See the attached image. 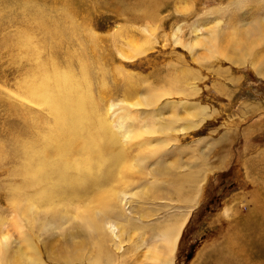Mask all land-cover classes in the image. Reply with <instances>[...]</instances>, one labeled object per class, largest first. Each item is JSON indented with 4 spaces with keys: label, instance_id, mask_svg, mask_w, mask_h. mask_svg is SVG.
Here are the masks:
<instances>
[{
    "label": "rangeland",
    "instance_id": "obj_1",
    "mask_svg": "<svg viewBox=\"0 0 264 264\" xmlns=\"http://www.w3.org/2000/svg\"><path fill=\"white\" fill-rule=\"evenodd\" d=\"M259 30L264 0H0V225L10 235L2 264H27L21 225L37 264H91L95 241L106 242L111 264H153L161 231L188 213L174 264H264ZM65 71L93 99L71 106L73 116L93 115L84 136L103 128L117 139L125 120L133 133L119 149L135 170L120 178L112 164L101 175L71 168L76 184L58 187L52 208L38 201L17 212L18 200L43 188L29 179L30 164H46L54 184L65 170L56 149H70V164L81 154L75 141L56 145L54 113L35 95L45 72ZM149 127L156 133L137 138ZM109 187L124 197L116 208L105 196L104 211L94 196Z\"/></svg>",
    "mask_w": 264,
    "mask_h": 264
},
{
    "label": "bare ground",
    "instance_id": "obj_2",
    "mask_svg": "<svg viewBox=\"0 0 264 264\" xmlns=\"http://www.w3.org/2000/svg\"><path fill=\"white\" fill-rule=\"evenodd\" d=\"M256 34L259 35L264 34V30H259V32ZM56 73L57 72H54V75L51 79L50 77L51 75L45 72L43 78L39 82L36 81L37 83L40 84L36 88L35 91L36 94L34 92L33 93L37 95L38 98L44 102L43 104L50 107V109L54 113L53 117L55 123V130L53 132L56 134V137L54 138V142L56 143V145L61 144V141L65 139L67 142V146L69 145L70 147L71 141H75L74 145L81 144V150H80L81 154L74 162L70 164L69 163L70 149H68L65 145H62L58 147L59 149L58 148L56 149L58 150L57 156L59 157V159L61 158L64 161L63 166L65 170L59 172L60 177L57 178L54 184L47 183V180L50 178V176L46 175V171L48 170V168H46L47 167L46 164L44 165L43 162L40 163L36 162V165H33V163L30 164L27 170L29 179L32 178L33 183H36V185H43V188H41L40 186L41 190L38 191V193L35 194L34 196L29 197L28 200H26L25 202L18 200L16 202L17 204L15 205L17 212L25 208L27 211L31 208L36 209L37 206L36 202L38 201H40V204H44L45 201L48 206L47 208H52L53 204L50 203L49 200H52L55 197L56 189L58 187L60 188L61 186H63L62 184L69 185L71 188H74L76 184V177L74 178L73 176H71L73 178H69L68 175L69 171L67 170L71 168H74L73 170H76L77 173H79L81 170H83L86 167H90L91 169L96 168V172L99 175H101L102 173L100 174V172L104 170V167L109 164L110 165L112 164L116 168V169L114 168L115 170L122 169L118 171L119 173L117 172L118 176L120 175V178H123V176L125 177L124 171L133 173L135 170L134 161H132L131 163H127L129 158L125 154L126 149L124 148L121 150L119 149L121 148V146H123V142H125V140H129L131 138V134L133 133V130L130 131L129 133L126 132L127 134L123 131L125 120H120L119 122V130H118L119 135L117 138L120 139L119 145L117 144V139H115L114 132L113 131L110 132L108 136L106 133H102L103 128L99 129L100 133L88 131L86 134L87 137H85L83 133V130L85 129V122L89 123L90 120L88 119L93 118V115L81 113L82 115L73 116L75 113L73 112L71 106L73 102L74 101L76 102L79 98H86L89 100H93V99L91 98L88 91L80 93L81 90L84 91V85L82 81L74 79L75 77L74 75L67 73L66 71L57 74ZM72 80H74V83L72 82ZM37 96L35 99H37ZM155 97H160V96L157 95L154 96V98ZM79 107L80 109H90L92 107V103L83 102L80 103ZM109 120H110L109 116L106 115V118L104 119V125L112 127L113 122ZM58 126H59V130H58ZM156 131H157L156 129L149 127V128H145L144 130L143 129L140 130V132L138 131L139 133L137 132L136 136L137 138H141L144 135L146 136L153 135L156 133ZM81 137L84 139V141L81 140ZM106 140L107 142L111 143L114 148H117V150L119 149L118 150L119 152L111 151V148H109L110 149V152H108L109 154L107 152H104V150L101 147L102 146L101 142H103L104 144V141ZM82 142H85V144ZM38 154L39 156L41 155L40 153ZM99 194L100 195H98L97 193L94 196V199L98 201H100L101 199L102 202L101 205L103 206L104 211L107 207L108 208L112 207L111 205H106V203L104 202L105 196L108 195L113 197V199L112 198L111 199L116 208L120 207V199L124 197L122 196L120 190H118L117 188L115 189L113 187H109V189H103V190L100 188ZM92 210L94 211L95 207L92 208ZM97 213L100 212L97 211ZM189 214L190 213L183 216L182 217L183 219L181 220L180 223H171V225L168 224L161 231V235H162L161 240H163V244L161 246L155 247L153 249V252H150L151 255L149 258L151 259L153 264H174V256H175L177 244ZM23 219L24 220L26 219V216L24 214H23ZM26 221L27 223H30L29 219H27ZM34 222L35 221H33L32 224H34ZM18 223L20 224V221ZM80 223L81 222H79L78 224ZM17 226L19 227V225ZM100 227L101 226H99V228ZM111 227L112 225H110V228ZM2 228L3 227L0 225V263L1 264L7 261L8 249L10 246V235L7 233V231L5 232V230ZM19 230L26 244L25 248H27L25 255L22 254L20 256L19 253V256L22 258V260L27 259L28 260L27 264H37L39 259V252L36 244L29 237L23 225L20 226ZM105 233H102V239L104 241L106 239ZM93 236H97L96 233H93ZM98 240H100V238H98ZM100 243H101L100 241H95L93 243L94 251L95 250L98 251L99 255L97 257L94 256L92 258L91 264H111L113 261V256L106 248V242H104L102 248Z\"/></svg>",
    "mask_w": 264,
    "mask_h": 264
}]
</instances>
